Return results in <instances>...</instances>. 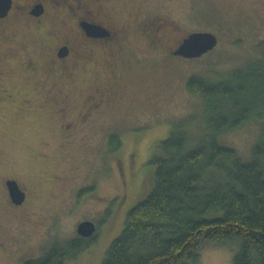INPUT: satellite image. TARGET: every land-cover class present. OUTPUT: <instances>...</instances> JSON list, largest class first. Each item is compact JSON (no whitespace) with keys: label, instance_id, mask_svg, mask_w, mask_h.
<instances>
[{"label":"rangeland","instance_id":"obj_1","mask_svg":"<svg viewBox=\"0 0 264 264\" xmlns=\"http://www.w3.org/2000/svg\"><path fill=\"white\" fill-rule=\"evenodd\" d=\"M104 2L125 43L115 50L87 41L92 50L73 80L45 73L53 44L42 43L44 32L75 30L61 4L54 12L47 7L41 21L19 18L0 38V264L41 257L54 242L80 236L82 220L96 224V243L65 264H100L127 211L153 187L156 146L175 125L186 131L188 148L201 140L207 108L189 93L188 78L224 79L264 51V0ZM145 16L155 22L143 31ZM199 31L217 37L201 56H172L164 48L168 37ZM99 99L102 105L86 114ZM263 126L250 119L219 142L246 157ZM5 178L25 193L21 205L11 201ZM199 254V264H232L227 246L210 243Z\"/></svg>","mask_w":264,"mask_h":264},{"label":"trees","instance_id":"obj_2","mask_svg":"<svg viewBox=\"0 0 264 264\" xmlns=\"http://www.w3.org/2000/svg\"><path fill=\"white\" fill-rule=\"evenodd\" d=\"M186 86L207 108L201 140L188 148L186 131L175 125L156 146L153 187L127 211L100 264H199L210 243L230 247L232 264H264V126L246 157L219 142L250 119L264 123V51L224 79L192 75ZM97 237L98 228L90 237L54 242L23 264H65Z\"/></svg>","mask_w":264,"mask_h":264},{"label":"flooded vegetation","instance_id":"obj_3","mask_svg":"<svg viewBox=\"0 0 264 264\" xmlns=\"http://www.w3.org/2000/svg\"><path fill=\"white\" fill-rule=\"evenodd\" d=\"M104 1L106 0H73V2L69 0H10L9 8L6 10L4 15H0V38L4 36L7 37V32L12 29L13 24L19 18L27 17L31 20L41 21L42 16H44L47 11V7H51L53 10L61 4V7L65 10L64 12L67 19L73 20L75 30L70 31L68 34L63 36L58 35L59 29L55 27L52 32L47 30L44 32L42 43L47 45L45 44L47 41L49 45L53 44L52 53L48 55L46 61L49 68L45 73L48 74L50 78L55 77L60 79L62 77L66 81L73 80L76 76L78 68L82 65L81 61L86 58V52L88 53V51L92 50L86 46L87 41L92 43L107 42L111 46H117L115 50L122 48L125 43V36L119 35L118 32L115 31V28L113 29L109 25V15L104 10V5L106 3ZM37 7L41 8V12L39 14L34 13ZM54 11L55 10H53V12ZM154 20L155 19L150 16H145L143 20H141L139 28L143 31L150 28L153 22H155ZM64 23L65 21L61 20L60 26ZM83 24L101 27L103 29V35H88L83 27ZM119 37L121 39H119ZM184 38L185 36H180L179 39L171 42V38L168 37L166 39L169 41V45L173 44L172 48H168L167 46L169 45L166 44L164 48H166L172 56H181L175 54L174 52L182 43ZM152 41L154 43V40ZM162 45H164V43ZM92 105L93 107H91L90 111H87L86 114H91L95 108L98 109L102 105V100L99 99L98 101L93 102ZM8 179L9 178H5L3 181L7 191L8 188L6 181Z\"/></svg>","mask_w":264,"mask_h":264},{"label":"water","instance_id":"obj_4","mask_svg":"<svg viewBox=\"0 0 264 264\" xmlns=\"http://www.w3.org/2000/svg\"><path fill=\"white\" fill-rule=\"evenodd\" d=\"M10 6V0H0V15H4ZM41 8L37 7L35 14H39ZM83 27L88 35H103L102 28L96 25H84ZM217 43V37L212 32L199 31L188 34L175 50V54L187 58L198 57L210 51ZM6 185L9 196L14 204H20L25 198V193L19 187L18 183L13 179H8ZM96 230V224L91 220H82L76 226V231L81 237H90Z\"/></svg>","mask_w":264,"mask_h":264}]
</instances>
